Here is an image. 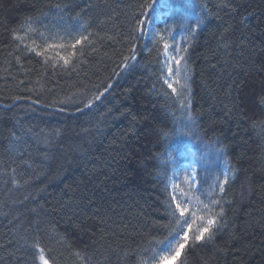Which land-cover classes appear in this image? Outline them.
Returning <instances> with one entry per match:
<instances>
[{
  "label": "trees",
  "instance_id": "trees-1",
  "mask_svg": "<svg viewBox=\"0 0 264 264\" xmlns=\"http://www.w3.org/2000/svg\"><path fill=\"white\" fill-rule=\"evenodd\" d=\"M159 1L141 16L146 0H0V264H39L20 239L37 233L56 264H82L75 251L87 264H139L166 236L163 159L186 118L156 43L133 31ZM189 7L193 15L169 22L196 30L181 45L197 122L183 137L207 153L201 191L223 179L225 160L237 173L223 194L226 226L185 264H264V0ZM28 18L46 35L85 25L96 50L75 71L53 70L13 39Z\"/></svg>",
  "mask_w": 264,
  "mask_h": 264
},
{
  "label": "snow or ice",
  "instance_id": "snow-or-ice-1",
  "mask_svg": "<svg viewBox=\"0 0 264 264\" xmlns=\"http://www.w3.org/2000/svg\"><path fill=\"white\" fill-rule=\"evenodd\" d=\"M155 3L156 0H151L150 3L146 0L140 6L142 9L140 15L146 16L147 13L143 9H151ZM56 7L59 8L60 5H56ZM201 22V19L197 18V26ZM41 23L40 18L35 20L28 18L21 26L23 35L14 31L13 39L23 44L26 52L41 57L43 64L50 65L53 70L60 68L68 72L75 71L77 65L84 62L87 52L96 50L94 47L96 38L85 25H80L75 34L69 32L66 35L60 33L46 35L44 31L40 30ZM148 23H151L150 19L138 20L133 31L143 34ZM31 36L39 37V41L32 39ZM26 37L30 39V43H25ZM153 41L157 45V53L163 57L162 71L166 73L163 83L171 89L172 94L180 98L183 115L186 118L184 127L187 129L182 135H191L195 131L197 122L191 112L190 69L185 55L182 54L187 52V46L180 47L175 42L172 28L167 30V34L161 31L155 32ZM135 57V49H132L131 57H124L123 66L128 67L129 59L134 60ZM17 62L19 63V57H17ZM97 88L99 89L100 86L97 85ZM110 88L111 84L109 83L102 90H98L91 99L82 100L80 103L84 108H91L93 102L100 100ZM60 103H65V101H60ZM161 135L167 139L169 132L162 130ZM13 139L18 140L19 137L13 133ZM224 163L226 167L223 179L218 178V182L206 192L200 190L194 176L185 177L183 187L179 183L165 185L166 198L163 201V207L168 217L166 225L168 231L164 239L154 242L155 247L151 249V255L147 258L141 257L139 264H174L176 261H179V264H185L184 256L189 251L197 246L203 247L214 243L217 232L226 226L221 222L224 216L225 185L229 184L230 180L234 181L237 173V170L229 165L227 160ZM12 172L15 173V169H12ZM12 183L14 186H19L14 175ZM20 239L23 240L22 247L32 249L31 255L34 260L39 261V264H56L54 257L46 255L49 250L44 246L43 238L39 233L32 235L30 239L27 236H21ZM59 239L64 242L65 238L60 237ZM74 255L82 264H87V258L82 256L79 251H75Z\"/></svg>",
  "mask_w": 264,
  "mask_h": 264
},
{
  "label": "rangeland",
  "instance_id": "rangeland-1",
  "mask_svg": "<svg viewBox=\"0 0 264 264\" xmlns=\"http://www.w3.org/2000/svg\"><path fill=\"white\" fill-rule=\"evenodd\" d=\"M162 2H165V0H160L154 7V11L149 18L151 23H148L144 29L143 40H153V34L155 32L161 31L167 34V30L172 28L175 42L181 47L182 43L189 38V32L196 30H188L183 27L175 30L173 28L174 23L169 22L181 19L188 14L193 15V10L189 7L192 4V0H167V12L159 10ZM180 14L184 16L180 17ZM161 25L163 28L160 27ZM178 30L181 31L179 34ZM163 74L164 76L166 75L164 72ZM174 87L177 86L174 85ZM207 159V153L201 152L193 145L192 142L186 140L180 130L176 141L173 146L169 148L165 158L163 159V165L166 166V170H168L167 185L179 183L183 187L185 177L190 178L194 176L200 188L199 172L206 166ZM221 168L224 173L225 166L222 165Z\"/></svg>",
  "mask_w": 264,
  "mask_h": 264
},
{
  "label": "bare ground",
  "instance_id": "bare-ground-1",
  "mask_svg": "<svg viewBox=\"0 0 264 264\" xmlns=\"http://www.w3.org/2000/svg\"><path fill=\"white\" fill-rule=\"evenodd\" d=\"M165 8L167 9V0H165V2H162L161 4V9L160 11L162 12H167V10H165Z\"/></svg>",
  "mask_w": 264,
  "mask_h": 264
},
{
  "label": "water",
  "instance_id": "water-1",
  "mask_svg": "<svg viewBox=\"0 0 264 264\" xmlns=\"http://www.w3.org/2000/svg\"><path fill=\"white\" fill-rule=\"evenodd\" d=\"M105 95V94H104ZM101 100V99H100Z\"/></svg>",
  "mask_w": 264,
  "mask_h": 264
}]
</instances>
